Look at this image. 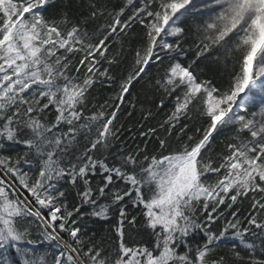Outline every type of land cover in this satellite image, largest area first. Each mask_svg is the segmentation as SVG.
<instances>
[{
	"label": "snow or ice",
	"instance_id": "6c2138e0",
	"mask_svg": "<svg viewBox=\"0 0 264 264\" xmlns=\"http://www.w3.org/2000/svg\"><path fill=\"white\" fill-rule=\"evenodd\" d=\"M0 264H264V0H0Z\"/></svg>",
	"mask_w": 264,
	"mask_h": 264
}]
</instances>
